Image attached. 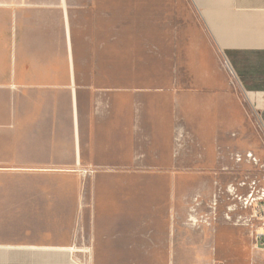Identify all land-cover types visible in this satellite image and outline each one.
<instances>
[{
  "label": "crops",
  "instance_id": "crops-1",
  "mask_svg": "<svg viewBox=\"0 0 264 264\" xmlns=\"http://www.w3.org/2000/svg\"><path fill=\"white\" fill-rule=\"evenodd\" d=\"M242 104L264 128V0H0V264L93 256Z\"/></svg>",
  "mask_w": 264,
  "mask_h": 264
},
{
  "label": "rangeland",
  "instance_id": "rangeland-1",
  "mask_svg": "<svg viewBox=\"0 0 264 264\" xmlns=\"http://www.w3.org/2000/svg\"><path fill=\"white\" fill-rule=\"evenodd\" d=\"M238 116V127L217 145L193 136L192 163L178 161L175 179H154L171 192L175 181L171 196L155 191L139 206L97 211L91 227L97 256L22 257L16 264H264L257 244L264 231V128L247 105ZM117 240L127 244L126 256L104 247Z\"/></svg>",
  "mask_w": 264,
  "mask_h": 264
},
{
  "label": "built area",
  "instance_id": "built-area-1",
  "mask_svg": "<svg viewBox=\"0 0 264 264\" xmlns=\"http://www.w3.org/2000/svg\"><path fill=\"white\" fill-rule=\"evenodd\" d=\"M225 66L231 72V67L228 64V61H225ZM251 197H252V195H251ZM255 201H257V198L256 197H252V200L250 201V204L251 205L254 204ZM262 220H263V223H264V218H262ZM263 229H264V227H263ZM257 240H258L257 241L258 246L261 245V248L264 250V231L257 236Z\"/></svg>",
  "mask_w": 264,
  "mask_h": 264
}]
</instances>
